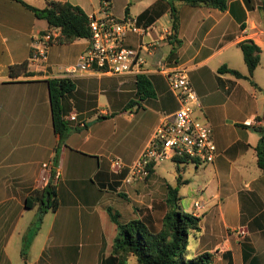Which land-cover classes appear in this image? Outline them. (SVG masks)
<instances>
[{"label": "crops", "instance_id": "crops-1", "mask_svg": "<svg viewBox=\"0 0 264 264\" xmlns=\"http://www.w3.org/2000/svg\"><path fill=\"white\" fill-rule=\"evenodd\" d=\"M24 1L36 7L46 4ZM67 1L86 14L99 11L100 0ZM169 1L109 0L108 10L117 17L135 15L147 26L142 34L128 32L124 42L135 46L156 38L161 27L171 28ZM222 2L220 8L173 1V56L168 55L169 38L143 53L141 74L150 80V95L136 94L134 73L71 77L73 88L60 98L61 116L70 109L76 116L67 121L70 130L59 140L46 79L62 76L63 67L76 59L87 39L51 42L46 62L36 70L27 62L30 38L47 27L45 19L18 0H0V264H115L109 259L115 223L107 208L120 221L140 218L157 229L170 181L179 207L199 217V228L187 235L190 255L212 252L210 264H264V172L256 164L259 134L252 127L264 122V72L260 75L256 69L264 48V9L260 0ZM245 38L259 47V62L250 77L244 76L246 65L238 46ZM157 59L186 67L198 99L194 114L211 126L216 154L209 162L182 161L177 168L169 167V180L159 165L170 160L165 159L143 179L126 182L127 165L160 115L177 106L163 75L153 68ZM20 61H26L24 71L10 73L8 65ZM222 65L243 75L219 70ZM107 91L109 95H103ZM246 118L252 121L245 124ZM79 120L85 124L75 123ZM111 159L119 161L118 171L111 169ZM42 161L58 171L51 181L57 205L46 209L32 233L37 204L30 196L41 188ZM146 187L151 188V198L142 195ZM194 200L202 204L197 212L192 211ZM239 226L246 230L243 235L223 233Z\"/></svg>", "mask_w": 264, "mask_h": 264}, {"label": "built area", "instance_id": "built-area-1", "mask_svg": "<svg viewBox=\"0 0 264 264\" xmlns=\"http://www.w3.org/2000/svg\"><path fill=\"white\" fill-rule=\"evenodd\" d=\"M89 36L86 47L81 50L76 59L65 65L62 76L73 77L86 73H142L145 71L144 52L150 51L158 43L170 37L171 28L161 27L156 38L141 40L135 46L126 45L124 38L128 32L144 33L147 26L138 22L135 15L124 14L114 16L107 2L102 0L98 13L87 14ZM56 27L45 28L34 33L30 38L27 62L36 70L41 69L47 59L50 38L56 35ZM155 71L163 75L168 88L176 98L177 106L170 113H162L154 125L148 139L141 147L136 157L127 165L124 180L143 179L152 166L162 160H175L184 157L187 161L209 162L216 154V148L211 135V126L206 120L198 118L194 109L198 105L196 92L186 73V67L181 64L170 65L164 60L153 62ZM73 109L67 111L63 118L67 121L75 119ZM252 121L244 120L245 124ZM83 125L84 121L75 122ZM113 171L120 169L117 159H111ZM58 171L50 169L48 161L41 162V172L38 183L43 187L47 182L55 180ZM202 206L199 200L192 202V211L197 212ZM237 235H243V226L233 228Z\"/></svg>", "mask_w": 264, "mask_h": 264}, {"label": "trees", "instance_id": "trees-1", "mask_svg": "<svg viewBox=\"0 0 264 264\" xmlns=\"http://www.w3.org/2000/svg\"><path fill=\"white\" fill-rule=\"evenodd\" d=\"M28 7L35 16L44 18L47 27H56L58 32L50 38L51 42L67 43L79 37L87 38L90 34L87 14L77 4L67 0H46L42 7H36L24 0H18ZM102 0H100L101 3ZM109 3V0H104ZM170 0L169 15L171 18V47L168 51L172 57L175 51V31L177 27L176 8ZM191 5L223 6V0H180ZM248 1V0H246ZM261 7L264 9V0ZM139 18V16H138ZM244 63L246 74L250 77L253 68L259 61V47L251 39L245 38L238 41ZM26 61L12 63L8 65V71L13 73L15 69L23 70ZM219 70L228 71L236 76L243 75L235 68L222 65ZM49 92L50 109L52 113V124L54 130L62 140L70 130L67 120L61 116L60 98L65 92L70 91L74 86L73 79L65 76H52L46 79ZM135 92L139 97L150 95L152 92L150 80L143 74L135 76ZM98 115L97 117H101ZM260 116L264 118V110ZM85 124V123H83ZM259 136L254 144L256 164L264 172V122L252 125ZM177 162L187 161L184 157L174 158ZM177 168V164H176ZM179 181V176L176 175ZM177 189L175 186H167L165 198V210L160 219V226L154 229L140 218H130L120 221L117 213L108 209L110 218L115 223V234L111 243L110 257L115 264H125L129 256H134L137 264H210L212 252L202 251L197 254L187 256V235L192 230L199 228V217L182 210L178 203ZM32 204L36 203V215L31 223L30 229L34 233L41 221L46 209H54L57 205V198L54 184L49 181L40 189H36L30 196ZM28 198L26 202L28 203ZM23 254V250H22Z\"/></svg>", "mask_w": 264, "mask_h": 264}, {"label": "rangeland", "instance_id": "rangeland-1", "mask_svg": "<svg viewBox=\"0 0 264 264\" xmlns=\"http://www.w3.org/2000/svg\"><path fill=\"white\" fill-rule=\"evenodd\" d=\"M114 15V14H113ZM114 16H116V15H114ZM128 34V33H127ZM127 34H126V36H127ZM125 36V37H126ZM125 39V38H124ZM125 43V42H124ZM126 44V43H125ZM134 46V45H133ZM261 55H262V58H261V61H260V64L256 67V69H258L260 72H259V74L260 75H262L263 74V72H264V48L262 49V53H261ZM259 62V61H258ZM258 64V63H257ZM256 64V65H257ZM166 87H167V90L168 91H170L171 93H172V91L168 88V86H167V84H166ZM110 90H114L113 89V87H110ZM255 91V90H254ZM111 92V91H110ZM109 91H107V92H104V94L103 95H105V96H107V95H109V93H110ZM103 95L102 96H100L99 97V99L101 100V99H103ZM90 120H92V119H90ZM179 162H177V161H175V160H167V161H162L159 165H163V169H162V172H163V174H165V176L167 177V180H169V178H170V175L168 174V171H169V167H173L175 164H178ZM132 181V180H131ZM169 185L170 186H172V182L170 181L169 182ZM146 191L147 192H143L142 193V195L143 194H145V196L146 197H144V198H151V188L150 187H146ZM124 201L126 202V203H128V205H129V201H127L126 199H124ZM232 224H234V223H232ZM232 226V225H231ZM223 233L224 234H226V233H230V234H236L235 233V231L233 230V227H229L228 229H223ZM243 239L241 238V239H239V243H242L243 241H242ZM186 248H188L189 250L187 251V256H191L190 255V252H191V249L188 247V246H186ZM126 263L125 264H137V262H136V260H135V258H134V256H129L127 259H126V261H125Z\"/></svg>", "mask_w": 264, "mask_h": 264}, {"label": "water", "instance_id": "water-1", "mask_svg": "<svg viewBox=\"0 0 264 264\" xmlns=\"http://www.w3.org/2000/svg\"><path fill=\"white\" fill-rule=\"evenodd\" d=\"M91 120L87 121V123H89Z\"/></svg>", "mask_w": 264, "mask_h": 264}]
</instances>
